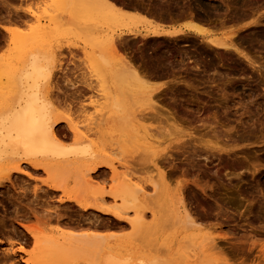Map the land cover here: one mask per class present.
I'll return each mask as SVG.
<instances>
[{"label": "rangeland", "instance_id": "1", "mask_svg": "<svg viewBox=\"0 0 264 264\" xmlns=\"http://www.w3.org/2000/svg\"><path fill=\"white\" fill-rule=\"evenodd\" d=\"M0 1L7 4L9 8L17 9L24 13L27 11L26 15L19 12L24 17L27 16L23 17V24L14 25V28L21 34L20 37L18 36V40L15 39L10 42L9 36L1 29L2 26H7V24L5 21L0 22V66H13L20 63V61H16V57L21 56V54H18L22 50L26 54L27 49L29 50V44L26 45L28 46L26 52L24 50L25 47L23 49L22 45L19 47L22 44L21 41L23 40L24 42L26 40L25 43L27 41L31 43L32 37L30 36L31 40H27L29 37L26 38L28 33L33 31L34 27L47 24L46 18L49 16L48 14L52 15V12L59 10L58 6H63V0ZM130 1L135 3L141 0H128L127 2L131 3ZM148 1L145 0L144 3H148ZM178 2L180 4L185 2V6H192L191 10L193 9V13L197 16L201 14L202 20H197V23L216 36H226L232 33V37L235 40L245 39L242 46L237 44L238 51L245 53L254 62V65L251 66L250 62H247L243 57L241 58L235 51V53L231 51L230 55L226 56L223 50L213 49L207 46L205 42H201L198 37L192 36L191 39L195 45L186 48L190 49L189 53L181 59L184 62L188 61L186 66L192 70V67L194 68L191 63L192 58L194 57L193 59L197 60L200 57L199 61H206L208 69L204 72L205 75L203 76L205 78L203 77V81H201L202 79L200 80L199 75H197L198 79L193 77L195 78V81L193 80L195 84L193 81H191V84L196 87V90L193 86L187 87L186 85L187 89L181 81L184 78H173L170 76L171 79L168 76H163V79H153L154 77H150L151 80L162 83L163 88L167 89H162L161 95L154 97V100H158V104L155 101L158 105L156 110L160 112L152 115L153 117L158 115L156 119L154 118L153 121L149 119L150 113H148V109L150 111V102L136 104L138 108L140 107L139 109H136L135 105H133L134 103H131L132 110L135 109L137 115L144 113L141 114L140 118L138 116L134 120L135 127L131 131L122 132V137L118 138L119 136L117 135L116 139L114 138L110 143H106L103 161L111 165L113 172L101 170L103 174L99 172L92 175L91 178H86L90 180L88 182L84 180L85 178H83L84 183L79 179L75 181V187L80 190V201L83 203L97 202L108 210H113L120 204V201H115L107 196L104 198V202H98V197L102 193L108 195V193L119 189L122 183L138 188L142 186L141 188L143 190L145 188L144 192L146 193L145 196H147V198L144 197L143 205L152 211L153 215H151L149 210L145 211L144 224L135 230L128 224L116 221L109 215H102L93 211L85 213L72 203L61 205L59 203L58 210H60L59 214L62 215V218L60 217V219L55 221L53 219L52 221H50L51 219H39L42 220L39 221L38 217L27 216V214H22V211V213H16L17 211L15 212L13 209V203L10 204L11 202L9 203L4 196L0 198V264H29L30 259L36 264H93V257L99 249H111L128 258L129 264H142L141 262L147 258L160 259L165 264H264V37L262 36L264 35V19H261L258 26H249L251 21L261 15L264 16V0H245L240 3L238 0H179ZM0 6L2 7V5ZM1 7L0 15L4 16L5 13L3 7L2 9ZM45 15L46 18H44ZM130 24L135 32L142 31L145 28V23L138 20L132 21ZM58 36H50L52 40L48 39L50 37L34 39L38 41L39 46L43 47L47 44L45 43L46 40H50V42L47 40L49 45L46 49H50L47 52L52 53L57 58H55L56 61L60 63L57 69L59 72L66 71L69 74L73 72L74 75H77V78H72V73L69 78L71 77V81L73 79L74 81L77 80L78 82L76 83L80 86L79 77L81 78L82 74L86 75V71H90L84 59L85 54L84 50H82V44L78 43L75 36L69 37L67 40L65 39L66 37L59 38ZM254 38L257 39L258 43L256 41L251 42ZM140 41L144 51L143 60L146 61V64L151 62L150 57L152 54L149 48L152 41H143V43H146L145 45L140 39L136 43L139 44ZM40 42H43V44ZM31 44L30 46H32ZM77 44L78 46H75ZM66 45L69 46L67 47ZM20 49L22 50L20 51ZM163 49L167 50L166 47ZM88 50L86 48V51ZM200 51H202L201 55H199ZM192 52L193 54H195L194 52L198 54L193 55L191 54ZM203 54H206V56ZM186 57L190 59L187 60ZM211 59L219 73L227 71L226 79H224L223 75H221L222 79H219L214 72L211 73L212 68L209 69L210 65L208 63ZM220 59L222 62H220ZM4 62L5 64L3 65ZM2 67H0V71L3 69ZM199 67L200 64L196 69H193L195 70L194 72L192 70V73H197L201 70ZM180 74L185 75L184 73ZM59 79L61 80V82L59 81L61 83L59 86L63 87L62 91H65L62 78ZM171 82L172 84L179 82L175 85L180 84L183 87H175L171 85ZM200 82L202 84L204 82L207 83L202 85ZM169 85L173 89L168 88ZM177 88L180 92L175 90ZM180 88L186 89L181 91ZM222 91L224 93H221ZM163 92L165 94L169 92L174 97H169V94L166 96ZM2 93H7L6 87L0 88V95ZM94 96L86 92L84 99L81 98L84 102H81L88 103V98L90 97L91 99ZM159 97H161V100ZM255 101L260 103L257 113L252 105ZM241 105H246L247 109L249 108V111H251L250 117H253L254 123H249L250 126L242 123L245 116H240ZM90 110L92 113L94 112V109L88 108L85 111L86 115L84 116L83 113L82 117L76 112H73L75 116L71 112L67 115L69 117L73 116V120L72 117H70V120L76 125L78 123L77 127H79V125H82L79 123H82L91 114ZM145 111H147V114H145ZM170 112H172V116ZM159 114L160 116L163 114V117L167 116V118L168 116L174 117H170L172 119L171 122L168 120L170 118L167 119L165 117L168 121L163 120V117V119H159L161 118ZM144 115H146L145 117L148 115V119L144 118ZM74 117L77 118L75 119ZM74 120L76 121L74 122ZM209 125L210 127L208 128ZM214 127L219 129L217 131H222L221 134L223 132L225 134V131L229 132L232 129L227 134H231V137L233 136L234 139H237V142L232 145L233 151H235L234 155L232 153L227 155L224 152L212 150L207 153V156L210 153H217L215 157L209 156L205 159L203 156H198L202 147L197 145V143H191L189 141L191 138L195 141L200 139L203 142H208L209 146L214 148L223 149L229 147V144L225 143L224 139L215 138L212 135L213 133L209 132V129ZM188 133H191V137L187 136ZM182 143H185L184 146L186 147L180 146ZM111 144L112 146H109ZM194 146L195 149L193 148ZM163 154L168 156V158L170 156V158L162 160ZM243 157H246L247 161L244 162L243 167L225 165L231 159L242 161ZM152 160L158 161V166H154L151 162ZM159 167L160 169L166 168L163 171L167 174V178L164 177L163 180L158 178L157 169ZM166 170L170 173H167ZM28 171L31 173L30 170ZM251 171H254L253 175H251ZM39 174V176H42V173ZM15 175H13L15 182L17 183L18 181L19 184H17L21 185L22 182H19V177L17 175L15 177ZM35 176L37 177V175ZM25 179L23 177V180ZM68 182L69 187L73 188L74 184L71 183V180ZM153 184L155 185V191L151 187ZM54 196L57 199L60 194L52 196L54 198L51 200L50 206L52 207L57 206L56 203L54 204V201H56ZM25 204L26 201H23V204L21 203L20 205L23 206ZM183 207L187 214L191 215L192 221L197 224L194 228L187 227V229L185 227ZM43 210L44 208L40 209L37 207L36 212L40 211V213L35 214L39 216ZM18 214L22 216L20 217ZM25 215L28 220L24 221L26 219ZM17 216L22 218L23 221ZM134 216V213H129L123 215V218L131 219ZM19 224L29 227L33 234L43 241L54 240L55 242L59 234L68 233L70 230L77 231L83 236L80 237V242L75 250L67 252L64 259H61V255H59V260H57L56 257L62 249L60 237L59 244L56 241L57 244L45 252L35 250L33 240ZM57 224L63 225L61 227ZM15 230H18L21 235ZM16 234H18V237H16ZM202 237L209 238L208 241L210 238L213 239L216 244L215 248H217L205 255L201 254L198 246L199 241H202L203 244L208 242L205 241L207 238L203 242ZM18 246L24 247V252L18 251ZM8 248L11 250H7ZM189 251H193L191 252L192 254ZM5 252L9 254L12 252L13 254H8V257H6L7 254ZM3 254L5 258H3ZM194 254L198 255L200 259L196 260ZM10 256L12 258H9Z\"/></svg>", "mask_w": 264, "mask_h": 264}, {"label": "bare ground", "instance_id": "2", "mask_svg": "<svg viewBox=\"0 0 264 264\" xmlns=\"http://www.w3.org/2000/svg\"><path fill=\"white\" fill-rule=\"evenodd\" d=\"M127 1L128 0H63V6H58L59 10L54 11V8L52 15L48 14L49 16H47V18L46 15L44 16L47 20V24L34 27L35 29L33 28L34 30L28 33L26 38L29 37L27 39L29 40L31 36L33 39L31 41L32 44L28 43L30 41H27V43H25L26 40L24 42L23 40L21 41L22 44H20L19 47H21V45L23 46L22 49L25 47L24 50L26 52V48L28 47L26 45L29 44V50L27 49V53L25 54L24 51L20 49L22 52L19 51L20 53L18 55L21 54L22 58L21 56L16 57V61H20V63L13 66H0L3 68L0 71V88H7V93H2L3 95H0V198L5 196V199H7L9 203L11 202L10 204L13 203V209L15 212L17 211L16 213L23 212L22 214H27V216H36L38 220L51 219L50 221H52L53 219L55 221L62 216L59 214L60 210H58L59 203L60 205L72 203L82 212L86 213L88 211H93L102 215H109L116 221L124 222L132 229L136 230L139 226L144 224V212L149 210L143 205L144 197L147 198V196H145L144 187L143 190L141 188L142 186L138 188L122 183L123 185L121 184L116 191L110 192L108 195L102 193L98 197V202H104V198L107 196L115 201H120L117 207L113 210H108L97 202L83 203L80 201V190H77L75 187V181L79 179L83 183L85 181L88 182L90 181L87 180L88 178H91L92 175L99 172L102 173L103 170H110L111 173L113 172L111 165L103 161L106 143H110L111 140H114V138L116 139L118 136V138L122 137V132L131 131L135 127L134 120L138 116V118H140V116H142L141 114L144 112L140 113V111V115H137L135 109L132 110L133 103L136 109H139L140 107L138 108L136 104L140 102H150V104L148 103L150 105V111L148 109V113L151 114H149V119L152 121L154 118L156 119L158 115L154 117L152 115H155L156 112H160L156 110L158 100H154V97L160 96L162 89L166 88H163L162 83L151 80L150 77H154L153 79H163V76H168V78L170 76L173 78H184L181 81L185 87L186 85L187 87L193 86L196 90V87L191 84V81H195L193 77L198 79L197 75H199L200 80L202 79L201 81H203L204 72L208 69L206 61L201 60L200 62L199 60L201 58L198 55L196 56H198L199 59L194 60L193 57V61L191 60V63L194 65L192 70L196 69L200 64L199 68H201V70L198 72L196 71L198 74L192 73V70L186 66L188 61L184 62L181 59L189 53L190 49L186 48L195 45L191 39L192 36L198 37L201 42H205L207 46L213 49L223 50L226 56H229L231 51H235L241 58L243 57L247 62H250L249 64L251 66L254 65V62H252L245 53L238 51L237 44L242 46L245 39L235 40V38L232 37V33L226 36H216L204 26L197 23L200 19L202 20L201 14L198 16L194 14L192 11L193 9L191 10L192 6H185V2H181L182 4H180L178 2L179 0H147L148 3H144L145 0H139L140 2L136 1L135 3H132V1L129 3ZM238 1L240 3L245 0ZM0 5H2L5 13L4 16L0 15V22L5 21L7 24V26H2L1 29L9 36V41L13 42L18 36H21L16 28H14V25L23 24V14L27 11L24 13L23 11L9 8L7 4L1 1ZM199 5L201 4L199 3ZM261 19H264V16L261 15L257 17L249 23V26L260 25ZM135 20L145 23V28L142 31L135 32V30L132 29L130 22ZM117 31L119 32L117 33ZM50 36H58L59 38L66 37V40L69 39V37L75 36L78 43L82 44V50H84L83 52L85 54L84 59L90 71H86V75L82 74L81 78L79 77L80 75L78 76L80 79L79 81H81L80 86L76 83L78 82L77 80L74 81L73 79L72 81L74 82L72 83L71 77L69 78L71 73L73 75L72 78H77V75H74L73 72L69 74V72L66 73V71L59 72L57 69L60 63L56 61L57 58L52 55V53H48L50 49H46L49 45L48 42L52 40ZM262 36L264 37V35ZM38 37H50L48 38L50 40L47 39L48 42L46 40L45 43L47 44H44L45 46L43 47L39 46L37 41ZM34 38L37 39V42ZM139 38L142 40V43L143 41H152V44L150 42L151 45L149 48L152 54L150 57L151 59L148 56V60L150 59L151 62H147L146 64V61L143 60L144 51L141 41L139 44L136 43L140 40ZM252 41L258 43L255 38L252 39L251 42ZM40 43L43 44V42ZM30 44L32 46H30ZM143 44L146 45V43ZM75 46H78V44ZM165 47L167 50L163 49ZM86 48L89 50L86 51ZM202 51H200L201 53L199 55L202 54ZM196 52L194 53L198 54ZM147 53L145 54L147 55ZM191 54H193V52ZM204 56H206V54ZM186 58L189 60L191 55L190 58ZM220 62H222V60ZM208 63L210 65L209 69L212 68L211 73L214 72L219 79H222L221 75L226 79L227 71L225 73H219L212 59L208 61ZM4 64L5 62L3 65ZM194 71L195 70H193V72ZM180 73H184L186 76ZM59 78H62L65 91H62L61 89H63V87L61 88L59 86V84H61L59 83V81L61 82ZM177 83L179 82H175V84ZM205 83L207 82H204V84ZM175 84L171 82V85L175 87L181 86L180 84L177 86ZM200 84L202 83L200 82ZM168 88H170V85ZM182 89L180 88L181 91ZM175 90H178V88ZM183 91L185 92V90ZM86 92L95 96L91 97V99L87 97L89 101L88 103L85 102V104L81 102H84L81 98L84 99ZM178 92L180 91L178 90ZM221 93H224V91ZM168 94L165 95L168 96ZM171 96L172 94L169 97ZM172 97H174V95ZM160 98L161 97H159V99ZM225 101L227 102V100ZM252 105L254 106V111L257 113L260 103L255 101ZM87 106L89 109H94V112L92 113L90 110L91 114H89L86 119L84 117L85 120L79 123L82 125L77 127L78 123L76 125L72 122L73 116H75L73 112H76L78 115L80 114L81 117L84 113L85 116V111L88 109L86 108ZM159 107L161 106L159 105ZM240 108V116H245L244 121L241 120L243 125L247 124L250 126L249 123L253 124L254 120L253 117H250L251 111H249V108L247 109L246 105ZM69 112L73 115L70 116L72 120H70V117L67 115L70 114ZM145 112V114H147V111ZM255 112L254 114H256ZM170 114L171 116L173 115L172 112H170ZM145 116L146 115L143 117L148 119V115L147 117ZM77 117L74 118L76 119ZM160 117L161 118H158H164L163 120H166L165 117L167 118V116L163 117V114ZM170 117L168 116V118ZM171 118L168 120L172 122ZM75 121L76 120H74V122ZM209 127L210 125L208 128ZM218 128L221 129L220 126H218ZM209 130V132L213 133L212 135L215 138L220 137L224 139L225 143L229 144V147L223 149L214 148L209 146L208 142H203L200 139L195 141L191 138V140H189L191 143H197V145L202 147L201 153H197L198 156H203L205 159L209 156L215 157L217 153H210L209 156H207V153L212 150L224 152L227 155H230V153H232V155L235 154L232 145L237 142V139L235 138V140L233 136H230L231 134H227L230 133L232 129H228L229 132L225 131V134H223L224 132L221 134L222 131H217L219 130L217 127ZM119 133L121 134L119 135ZM190 135L191 133L187 134V136L191 137ZM102 141L104 142L102 143ZM184 144L185 143H182L180 146L186 147ZM109 146H112V144ZM190 147L192 146L190 145ZM193 148L195 149V146ZM232 157L234 158V156ZM169 158L164 155L162 160ZM162 160L160 159V161ZM245 161L246 157H243L242 161L231 159L230 162H226L225 165L241 167ZM151 162L154 166H158V161L155 162V160H152ZM166 168L160 169L159 167V169H157L159 179L163 180L164 177H166L167 174L163 171ZM28 170H30L31 173ZM39 173H42L44 177L39 176ZM250 173L253 175L254 171ZM15 174L19 177H17L20 179L19 182H22L21 185H18V181V184L15 182V178H13ZM35 175H37V177ZM23 177L26 179L23 180ZM83 178H85V181ZM70 180L71 183L74 184L73 188L69 187L68 181ZM154 186V184L151 185L153 189L155 188ZM57 194H60V197L58 196L57 199L54 196L56 200L54 204L56 203L57 206L52 207L50 206L52 203L51 200L54 199L52 196H57ZM23 201H26V204L22 206L20 204H23ZM37 207L40 209L44 208L39 216L35 214L40 213V211L36 212ZM183 210L185 213V227L194 228L197 224L192 221V218H190L191 215L189 216L187 214L185 208ZM150 212L151 215H153L152 211ZM129 213H134V218H123V215ZM19 216L21 217L22 215L20 214ZM20 217L17 216V218ZM24 217L26 218L24 221L28 220L26 215ZM20 220H22V218H20ZM19 225L33 240L35 250L45 252L47 249L57 244L56 241L59 244L60 237L62 249L56 257L57 260H59V255H61V259H64L67 252L75 250L80 242V237L83 236V234L77 231L70 230L68 233L59 234L55 242L54 240L43 241L39 237H36L29 227L22 224ZM62 225L63 224L58 226L62 227ZM15 231L18 232V230ZM19 233L20 232H18V234ZM18 234H16V237H18ZM206 238L207 237H202L203 242ZM208 239L209 238L205 241H208ZM215 245L214 240L211 238L204 244L202 241H199V251L201 254L205 255L212 251ZM7 250L11 249L8 248ZM17 250L24 252V247L18 246ZM6 254V257H8L9 253ZM10 254L13 253L11 252ZM194 255V258L197 260L199 256L196 254ZM3 258H5V256ZM9 258L12 257L10 256ZM92 263L129 264L130 261L128 258L121 256L111 249H99L93 257ZM141 263L165 264V262L160 259L153 260L149 258ZM29 264L36 263L30 259Z\"/></svg>", "mask_w": 264, "mask_h": 264}]
</instances>
